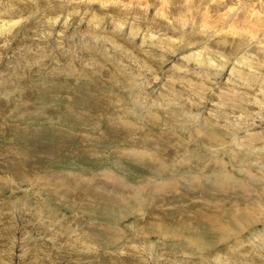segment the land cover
I'll return each mask as SVG.
<instances>
[{
  "label": "rangeland",
  "instance_id": "1",
  "mask_svg": "<svg viewBox=\"0 0 264 264\" xmlns=\"http://www.w3.org/2000/svg\"><path fill=\"white\" fill-rule=\"evenodd\" d=\"M0 25V264H264V0H0Z\"/></svg>",
  "mask_w": 264,
  "mask_h": 264
},
{
  "label": "bare ground",
  "instance_id": "2",
  "mask_svg": "<svg viewBox=\"0 0 264 264\" xmlns=\"http://www.w3.org/2000/svg\"><path fill=\"white\" fill-rule=\"evenodd\" d=\"M106 1V0H105ZM202 1V0H201ZM206 1V0H205ZM163 3V2H162ZM257 15V14H256ZM67 18H69V17H67ZM58 20V19H57ZM56 20V21H57ZM92 20H94V19H92ZM43 21H45L44 19H43ZM55 20H54V22H56ZM94 21H97V20H94ZM93 21V22H94ZM86 22V21H85ZM18 23V22H17ZM12 24H16V22L14 23H12ZM65 24V23H64ZM5 25V24H4ZM6 25H7V23H6ZM44 25H46V23L44 24ZM123 25V24H122ZM8 26V25H7ZM119 26V25H118ZM11 28H13L12 26H10ZM130 27V26H129ZM96 28V27H95ZM110 28V27H109ZM232 28V27H231ZM0 29H2V26L0 25ZM106 29V28H105ZM9 30V29H8ZM12 30V29H11ZM149 30V29H148ZM13 31V30H12ZM46 31V30H45ZM133 31V30H132ZM132 31H131V34H132ZM138 31V30H137ZM0 32H1V30H0ZM10 32V31H9ZM85 32V31H84ZM135 32V31H134ZM152 32V31H151ZM50 33V32H49ZM9 34V33H8ZM57 34H59V33H57ZM105 35V34H104ZM4 36V35H3ZM57 36V35H56ZM97 36V35H96ZM101 39V38H100ZM88 41V40H87ZM86 41V42H87ZM131 41V40H130ZM89 42V41H88ZM107 42V41H106ZM128 42V41H127ZM83 43V42H82ZM183 43V42H182ZM82 45V44H81ZM90 45L92 46V42H90ZM69 46V45H68ZM85 46V45H84ZM88 46V45H87ZM91 46H88V47H91ZM88 47H86L87 49H88ZM182 47V46H181ZM96 48V47H95ZM159 48V47H158ZM85 49V48H84ZM98 50V49H97ZM103 50V49H102ZM173 50V49H172ZM99 51V50H98ZM105 51V50H104ZM206 51V50H205ZM205 51H202V53H205ZM89 52H90V50H89ZM101 52V51H100ZM172 52V51H171ZM173 52H174V50H173ZM172 52V53H173ZM176 52V51H175ZM104 54V53H103ZM149 54V53H148ZM191 54V53H190ZM193 55V54H192ZM104 56V55H103ZM164 56H166V55H164ZM188 56V55H187ZM198 56V58H200L199 59V61L198 62H200V61H202L203 62V58H202V56H201V54H198L197 55ZM184 57V56H183ZM194 58V57H193ZM189 59V58H188ZM186 60H187V58H186ZM110 61V60H109ZM108 61V62H109ZM163 61H166V60H163ZM190 61V60H189ZM191 61H192V59H191ZM111 63V62H110ZM113 63V62H112ZM242 63V62H241ZM244 63V62H243ZM242 63V64H243ZM244 65V64H243ZM145 66V65H144ZM234 66V68H235V65H233ZM147 67V66H146ZM215 68V67H214ZM233 68V70H235ZM240 68V67H239ZM238 68V69H239ZM238 71V70H237ZM119 72H121V70L119 71ZM236 73V72H235ZM238 73H239V71H238ZM124 75H126L127 76V74H125L124 73ZM123 75V76H124ZM237 76V75H236ZM230 77H231V75H230ZM133 78V77H132ZM231 78H233V76L231 77ZM130 79V78H129ZM241 79V78H240ZM132 80V79H131ZM134 81V80H133ZM259 81V80H258ZM128 82H130V80H128ZM261 82V81H260ZM138 83V82H137ZM259 83V82H258ZM262 83V82H261ZM256 85V84H255ZM131 86V85H130ZM249 87V86H248ZM252 87H253V85H252ZM258 87V86H257ZM127 89H128V87H127ZM263 89V88H262ZM92 109V108H91ZM71 111V110H70ZM100 120V119H99ZM96 124V123H95ZM112 126V125H111ZM114 126V125H113ZM124 126V125H123ZM143 139V138H142ZM127 140H128V138H127ZM245 140V139H244ZM238 146H239V143L237 142L236 143ZM264 146V145H263ZM254 152H256V151H254ZM134 153V152H133ZM131 154L132 156L134 155V154ZM263 153V152H262ZM137 154V153H136ZM255 154V153H254ZM252 155H253V152H252ZM130 156V155H129ZM131 157V156H130ZM143 157V156H142ZM147 157H149V156H147ZM135 159V158H134ZM142 159V158H141ZM261 160V159H260ZM263 161V160H262ZM197 162V161H196ZM202 162V161H201ZM184 164V163H183ZM212 164V163H211ZM218 164V163H217ZM181 166V165H180ZM183 166V165H182ZM263 168V167H262ZM164 169V168H163ZM252 174V173H251ZM103 175V174H102ZM105 175V174H104ZM108 175V176H107ZM107 175H105V176H107V177H105L106 178V181H112L114 184H115V186L114 187H116L115 189H117V187H126L125 185H122L121 184V181L120 180H118L117 179V177L116 178H113V177H111L110 176V173L109 174H107ZM227 175H229L228 173H227ZM199 178V177H198ZM223 178H225V176L223 177ZM226 178H227V176H226ZM225 178V180H227ZM229 178V177H228ZM46 179V178H45ZM252 179V178H251ZM251 179H249L248 178V180L247 181H249V180H251ZM41 180V179H40ZM83 180H85V179H83ZM223 180V179H222ZM225 180H223L224 182H228V181H225ZM49 181H51V180H49ZM88 181V180H87ZM105 181V182H106ZM180 181H182V180H180ZM240 181V180H239ZM223 182V183H224ZM230 182V183H229ZM228 183L235 189V188H237L239 185H240V183H237V184H234L233 182H232V180L231 181H229ZM183 183L185 184V179H184V181H183ZM241 183H242V181H241ZM175 184H177L176 182H175ZM174 184V185H175ZM243 184V183H242ZM247 184H248V182H247ZM263 184V183H262ZM178 185H179V183H178ZM183 185V184H182ZM245 185V184H244ZM244 185H242V186H244ZM219 186H223V185H219ZM242 186H240V187H242ZM247 186V185H246ZM263 186V185H262ZM61 187H63V186H61ZM104 188H102V187H100V186H97L94 190H93V192H99V194L101 195V197H103V198H101V199H108V197H109V199L111 200V201H113V202H119V203H121V197L117 194V193H119L118 191H116L115 192V190L114 191H109L110 189H107V187L104 185L103 186ZM166 188V190H169V191H177L178 192V190L177 189H175V190H173V189H171L170 187H168V186H165ZM176 187V186H175ZM218 187V186H217ZM227 187H229V185H227ZM239 187V188H240ZM245 187V186H244ZM121 188H119V190H121ZM133 188V191H135L136 193L137 192H140L141 190L142 191H146V190H144L143 189V186L142 187H132ZM184 188H186L185 186H184ZM210 188H212V186L210 187ZM221 188V187H220ZM220 188H218V189H220ZM246 188V187H245ZM244 188V189H245ZM57 189V188H56ZM63 189V188H62ZM61 189V190H62ZM68 189H71V187L70 188H64V191H66V192H69L70 190H68ZM128 189V188H127ZM222 189V188H221ZM220 189V190H221ZM224 189V188H223ZM228 190H229V188H227ZM241 189V188H240ZM59 190V189H58ZM130 190V189H129ZM132 190V189H131ZM226 189H224V191H225ZM231 190V189H230ZM249 190V189H248ZM247 190V191H248ZM75 191H77V190H75ZM163 191V190H162ZM171 191V192H172ZM221 191H223V190H221ZM240 191V190H239ZM244 191V190H243ZM176 192V193H177ZM226 192V191H225ZM241 192H242V190H241ZM57 193V192H56ZM222 193H224V192H222ZM244 193V192H243ZM53 194H55V192H53ZM64 194V193H63ZM166 194V193H165ZM67 195V194H66ZM246 195H247V193H246ZM63 196V195H62ZM139 196V195H138ZM88 197V196H87ZM90 197V196H89ZM96 197V196H95ZM95 197H93V198H95ZM59 198H60V196H59ZM62 198V197H61ZM92 198V197H91ZM90 199V198H89ZM99 199V198H98ZM63 200V199H62ZM73 201V200H72ZM102 201H104V200H102ZM212 201V200H211ZM209 202V201H208ZM104 203V202H103ZM221 203V202H220ZM30 204V203H29ZM260 204H262L261 202H260ZM113 205V204H112ZM116 205V204H115ZM211 205H213V201H212V204ZM253 205H255V204H253ZM214 206V205H213ZM235 206V205H234ZM114 207V206H113ZM209 207V206H208ZM237 208V207H236ZM242 208V207H241ZM254 208V207H253ZM263 208H264V206H263ZM239 209V208H238ZM240 210V209H239ZM239 210L238 211H236V212H232V215H235L234 217L233 216H230V215H227V216H229L233 221L236 219L237 220V218H235V217H240L241 215L239 214V213H241V212H239ZM243 212H244V210H242ZM247 211H250V209H248ZM252 211V210H251ZM255 211V210H254ZM257 211V210H256ZM255 211V212H256ZM46 212V211H45ZM48 212V211H47ZM41 213V212H40ZM221 213V212H220ZM219 213V214H220ZM252 213V212H251ZM224 214V213H223ZM227 214V213H226ZM255 214V213H254ZM39 215H41V214H39ZM44 215V214H43ZM214 216H210V218H208L207 216V218L208 219H204V220H202V218H201V222H202V224L204 223V224H206V225H211V223L209 224V222L207 223V221L208 220H210V219H214L216 222H218L219 221V219L221 218V215H215V214H213ZM243 215V214H242ZM261 215V214H260ZM263 215H264V213H263ZM263 215H262V217H263ZM223 216V215H222ZM224 216H226V215H224ZM223 216V217H224ZM244 216V215H243ZM259 216V215H258ZM40 217V216H39ZM40 218H43V216L41 215V217ZM244 218H246L245 216H244ZM252 218V217H251ZM222 219V218H221ZM262 219V218H261ZM264 219V218H263ZM252 220H253V222H255L256 220H257V218L255 217V216H253V218H252ZM211 221V220H210ZM212 222V221H211ZM216 222H215V224H216ZM228 222V221H227ZM231 222V221H230ZM199 223V222H198ZM213 223V222H212ZM219 223V222H218ZM217 223V224H218ZM229 223V222H228ZM241 223V222H240ZM59 224V223H58ZM242 224V223H241ZM247 224V223H246ZM102 225V224H101ZM235 225V224H234ZM190 226V225H189ZM214 226H216V225H214ZM207 227V226H206ZM210 227V226H209ZM246 227H248V226H246ZM208 229V228H207ZM216 231V230H215ZM75 232V231H74ZM62 233V232H61ZM73 233V232H72ZM76 233V232H75ZM235 233V232H234ZM64 235V234H63ZM69 235H71L70 233H69ZM138 235V234H137ZM37 236H39V235H37ZM54 236V235H53ZM55 236H56V234H55ZM36 237V236H35ZM52 237V236H51ZM58 237V236H57ZM63 237V236H62ZM38 238V237H37ZM59 238V237H58ZM63 238H65V237H63ZM72 238V237H71ZM259 238V237H258ZM36 239V238H35ZM39 240V239H38ZM65 240V242H66V238L64 239ZM32 241V240H31ZM43 241V240H42ZM52 242L53 241H56V238L54 239H52L51 240ZM75 241V240H74ZM93 241V240H92ZM217 241V240H216ZM36 242H37V240H36ZM45 242H46V240H45ZM33 243V242H32ZM39 243V242H38ZM49 243V242H48ZM75 244H76V242H75ZM229 245V244H228ZM47 246V245H46ZM79 246H80V248H81V250H84L83 248H84V246H85V243H83V242H79ZM91 246V245H90ZM138 247L140 246L139 244L137 245ZM142 246V245H141ZM140 246V247H141ZM48 247V246H47ZM87 247V246H86ZM137 247V248H138ZM143 247V246H142ZM237 247V246H236ZM74 248V247H73ZM154 248V247H153ZM153 248H152V250H153ZM235 248V247H234ZM233 248V249H234ZM79 249V248H78ZM86 249H88V248H86ZM141 249V248H140ZM139 251V250H138ZM146 251V250H145ZM34 252V251H33ZM119 252V251H118ZM140 252V251H139ZM38 253V252H37ZM120 253V252H119ZM119 253H118V255H119ZM122 253V252H121ZM137 254V253H136ZM138 255V254H137ZM227 255V254H226ZM242 257H244L245 258V256H242ZM66 258V257H65ZM110 258V257H109ZM150 259H151V257H150ZM65 260V259H64ZM153 260V259H152ZM234 259H232V261H233ZM232 261L230 262V263H232ZM228 262H229V259H228ZM224 264H226L227 263V261H224L223 262ZM248 263V262H247ZM213 264H215V263H213ZM233 264V263H232Z\"/></svg>",
  "mask_w": 264,
  "mask_h": 264
}]
</instances>
